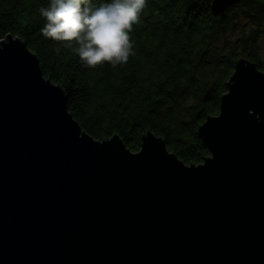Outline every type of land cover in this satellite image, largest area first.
<instances>
[{
	"label": "water",
	"instance_id": "obj_1",
	"mask_svg": "<svg viewBox=\"0 0 264 264\" xmlns=\"http://www.w3.org/2000/svg\"><path fill=\"white\" fill-rule=\"evenodd\" d=\"M236 0H211L222 17ZM185 165L97 141L25 43L0 41V264H264V72L236 61Z\"/></svg>",
	"mask_w": 264,
	"mask_h": 264
},
{
	"label": "trees",
	"instance_id": "obj_2",
	"mask_svg": "<svg viewBox=\"0 0 264 264\" xmlns=\"http://www.w3.org/2000/svg\"><path fill=\"white\" fill-rule=\"evenodd\" d=\"M48 2L0 0V41L9 35L25 43L85 133L97 141L117 135L133 153L151 132L185 165L202 164L210 154L196 132L218 115L236 61L264 72V0H236L222 17L213 16L211 0H147L130 33L135 54L125 65L94 69L42 36L38 9ZM241 12L252 25L233 35Z\"/></svg>",
	"mask_w": 264,
	"mask_h": 264
},
{
	"label": "clouds",
	"instance_id": "obj_3",
	"mask_svg": "<svg viewBox=\"0 0 264 264\" xmlns=\"http://www.w3.org/2000/svg\"><path fill=\"white\" fill-rule=\"evenodd\" d=\"M146 5L147 0H105L99 5L90 0H49L38 9L40 31L71 50L84 67L122 66L135 54L130 33Z\"/></svg>",
	"mask_w": 264,
	"mask_h": 264
},
{
	"label": "rangeland",
	"instance_id": "obj_4",
	"mask_svg": "<svg viewBox=\"0 0 264 264\" xmlns=\"http://www.w3.org/2000/svg\"><path fill=\"white\" fill-rule=\"evenodd\" d=\"M252 25V19L248 15V13H238L236 16V26L234 28L233 35L241 32L243 30H247ZM232 40V38H228ZM261 49V57L264 58V40L261 41L260 44Z\"/></svg>",
	"mask_w": 264,
	"mask_h": 264
}]
</instances>
